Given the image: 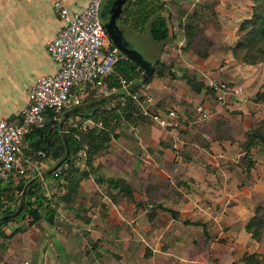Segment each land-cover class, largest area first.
Segmentation results:
<instances>
[{
    "label": "rangeland",
    "instance_id": "374dc122",
    "mask_svg": "<svg viewBox=\"0 0 264 264\" xmlns=\"http://www.w3.org/2000/svg\"><path fill=\"white\" fill-rule=\"evenodd\" d=\"M147 1L156 7L164 5L166 10L157 14L169 17L173 42L161 55L163 76L158 77L155 69L151 82L139 88L156 97L150 89L154 82L159 81L160 86L174 83L170 91L179 92L185 101L179 103L173 95L158 100L160 109L173 110L178 116L176 141L163 140L162 129L152 121L124 112L118 97L101 109L108 112L104 124L110 141L109 149L101 154L103 164L94 173L114 167L122 177L112 179L125 183L131 191L128 195L120 189L102 190L115 205L121 203L127 218L120 227L110 229L112 237L125 236L117 238L121 243L108 242L101 251L110 260L126 264H255L257 260L264 264V236L258 241L247 230L253 219L264 223V141L249 157L244 147L252 130L259 129L264 135V63L246 65L233 56L240 27L252 18L256 4L253 0ZM126 17L124 13L128 26L149 36L148 27ZM189 23L195 25L191 43L183 30ZM134 49L141 51L139 46ZM199 52L208 57L202 58ZM211 83L224 84L226 90H211ZM42 185L40 192L48 195ZM54 193L57 191L49 196ZM183 198L189 202L185 212L178 210ZM59 204L55 207L63 206ZM160 207L178 213V218ZM159 216L160 221L155 222ZM58 217V234L67 238L61 247L53 246L61 261L93 264L90 254L98 243L90 238L80 242L78 229L73 231L63 216ZM6 223L10 234L20 230L15 223L29 224L26 220ZM4 243L0 244V264H8L2 255ZM14 257V264L25 263L21 254Z\"/></svg>",
    "mask_w": 264,
    "mask_h": 264
},
{
    "label": "crops",
    "instance_id": "0c3cea01",
    "mask_svg": "<svg viewBox=\"0 0 264 264\" xmlns=\"http://www.w3.org/2000/svg\"><path fill=\"white\" fill-rule=\"evenodd\" d=\"M55 1L58 0H0V120L13 121L19 119L23 110L28 106V92L31 86L38 78L54 75L59 71L58 65L50 59L47 52L48 43L57 37L63 26L53 9ZM60 1L74 11L80 7L87 6L91 0ZM159 84L160 82L156 81L150 86V89L156 95V97L153 94L150 95L153 100L152 105L156 106L158 100L160 101L164 97L167 98L171 95L175 96L179 103L185 101L182 94L170 91V86L172 87L174 83H168L167 86H165L166 84L161 86ZM95 102L88 101L81 107L89 109L99 104ZM169 111L173 110L161 112L168 113ZM173 123L174 126H178V116ZM157 127L162 129L160 132L163 134V140L176 141L177 134L174 131L176 128H162L158 125ZM154 131H156V128L150 130L151 135L152 133L154 134ZM178 143L175 142L176 146ZM212 148L214 150V147ZM224 148H226V145H224ZM165 151L166 156H169V150ZM148 157L156 161L155 157L151 155ZM103 160L101 158L96 162V168L98 167L99 169V166L103 164ZM111 165V163H108L109 167ZM52 168L51 162H48L42 175ZM112 168L114 169V167ZM113 169H111V172L108 167H105L92 174L90 179L81 183L76 204L71 209L63 205L58 210V214L67 220L73 231L78 229L81 234L80 242H85L86 239L90 238L94 243H98V245L94 246L95 250L90 254V259L94 261L93 264H126L124 260H118V262L114 259L110 260V255L108 254L106 257L101 251V246L108 244V242L116 241V243H121L117 238L122 235L112 237L110 236V229L120 227L127 218L121 203L115 205L106 195L102 194V190L107 188L108 185L97 183L99 178L122 177L121 172L113 171ZM194 170L192 169L193 172ZM110 173L112 174L109 175ZM42 182L45 184L46 192L49 190L55 191V189H51V180L47 181V178H45ZM15 184H17L15 181L0 182L1 201L5 210L9 208L15 210L20 203L17 198L18 192L11 193ZM18 185L22 186L21 184ZM8 193L10 195L15 194L13 200H8L5 197ZM180 203L181 207L178 210L185 212L189 204L187 198H183ZM3 215L0 213V219L4 218ZM58 220L59 217L55 218L54 225H50L44 217L37 224L33 226L28 224L26 227L15 223V228L20 229L17 230L16 234H10L9 229H7L8 224L4 223L6 226L3 227V230L7 235H11L8 239H4L3 236L0 237V244L5 240L2 246L4 248L2 253L6 251L2 254L6 259L5 262L14 264V254L17 253L22 255L24 262L31 264H80L81 262L76 263L73 260L71 262L61 261L60 255L57 254L59 251L53 247L54 245L56 246V243L61 247L67 240V238L60 237L61 235L58 234ZM159 221L160 216L155 222ZM171 224L175 225L177 223L172 221ZM71 234L73 237L76 236L73 232ZM122 237L124 238L125 236ZM86 245L87 243H85ZM16 264H21V261ZM81 264H88V262L83 260Z\"/></svg>",
    "mask_w": 264,
    "mask_h": 264
},
{
    "label": "built area",
    "instance_id": "2783aa9c",
    "mask_svg": "<svg viewBox=\"0 0 264 264\" xmlns=\"http://www.w3.org/2000/svg\"><path fill=\"white\" fill-rule=\"evenodd\" d=\"M103 1L91 0L87 6L74 11L60 0L53 3V9L63 26L57 37L48 43L47 52L50 59L58 65L59 71L54 75L38 78L31 86L28 106L19 119L0 120V182L15 181L25 186L32 179L42 176L46 165L31 162L24 154L27 137L33 130L45 128L49 120L60 122L64 111L81 107L88 101H100L120 92H124V95L132 94L144 117L151 118L162 128L176 127L173 123L177 119L175 111L162 113L154 110L153 100L140 86L128 91L136 81L128 83L121 79V89L109 87L108 81L116 73L117 65L128 58L113 49L101 23L100 9ZM211 85L217 86L219 91L226 90L224 84ZM69 122L73 129L82 132L103 128L102 122L79 116L71 117ZM77 139L81 140V137L78 135ZM86 149L87 146H84L75 159L81 170L86 168ZM52 192L47 191V196Z\"/></svg>",
    "mask_w": 264,
    "mask_h": 264
},
{
    "label": "trees",
    "instance_id": "16d2710c",
    "mask_svg": "<svg viewBox=\"0 0 264 264\" xmlns=\"http://www.w3.org/2000/svg\"><path fill=\"white\" fill-rule=\"evenodd\" d=\"M256 4L254 14L252 18L245 20L240 27V40L237 45L233 48V56L237 61H240L246 65H256L259 63H264V0H253ZM166 10L164 5L157 6L153 3H149L147 0H133L132 4L128 7L125 12L127 16L126 19H133L136 22V25L144 26V28L148 27L149 22L158 15L160 11ZM125 21V20H124ZM126 24V23H125ZM183 26L180 23V27ZM185 30L187 37L190 39V43L192 42V38L195 34V25L189 23L186 25ZM151 36L155 42H164L166 41V46L170 45L173 42V39L169 37V27L165 17H159L155 20L150 28ZM164 51H162L163 53ZM202 58L206 59L208 57L207 53L199 52ZM164 67L163 61H159L156 67V74L158 77H162L163 73H160V68ZM143 71L136 66L131 61H121L116 68V73L114 76L108 81L109 87L116 86L118 88H122L121 79L126 80L128 83H133L138 81L142 76ZM151 79H147L143 84H149ZM211 90L219 91L217 86L210 85ZM196 93H199L200 89L195 88ZM119 102V106L122 107L124 112H131L133 115H138L145 121H152L151 118L144 117L141 109L137 106L132 98V94L120 95L117 98ZM95 103H99L89 109H80L77 113L73 114L71 117H81L84 119H93L95 117H102V120H97L96 122H102V129H92L88 132H82L76 129H73L70 126V118L66 123V133L62 132L61 122L50 121L47 123L45 128L43 129H35L26 139V155L28 160L31 162H37L39 164H45L47 162H51L52 167L56 166L66 155L67 146L70 147L71 154L70 157L65 161V163L51 176L47 178V181L51 180V189H56L57 193L54 195L47 196L40 192L41 187L43 186V182L39 181L34 183L28 188L27 197L23 200V193L29 182L25 186H19L15 184L11 193L18 192V201L20 202L17 206L18 208L15 210H11L10 208L5 210L4 206H2V195L0 193V213L4 214L3 217L12 215L16 213L21 207L22 202L25 203V208L23 213L16 219L12 221L26 220L29 222L30 226L35 225L36 223L42 221L45 217V220L48 224L54 225L56 215L58 214L59 207H55L56 205H60L59 202L63 203L62 205L68 206L70 209L76 204V199L79 194V190L81 187V183L84 180L90 179L91 175L94 174V171L98 169L95 167L96 162L101 159V154L106 152L109 147L107 146V142L110 141V135L107 131V125L105 128L104 121H106V117L104 115L107 114V111H102L101 109L107 102L96 101ZM66 110L60 116V120L63 115L68 112L73 111ZM154 110L163 111L158 107V104L154 107ZM101 112V113H100ZM119 117V115H117ZM153 122V121H152ZM154 123V122H153ZM175 128V127H169ZM81 137V140L77 139V136ZM264 135L259 129L252 130L247 134V140L244 145L246 148V156L249 157L250 151L253 148H256L258 145L263 143ZM84 146H87L86 149V170H81L76 165L75 157L79 154ZM25 150V149H24ZM264 152V147L263 150ZM39 153V155H38ZM42 153L43 155H40ZM38 155V156H37ZM247 157V158H248ZM95 168V170H94ZM58 174V177H56ZM24 181V180H23ZM21 181V183H23ZM97 183L107 184L109 188L112 189H120L123 192H126L128 195H131V191L129 186L125 183H122L119 180L108 178H99ZM64 191V194L60 192ZM10 193V192H9ZM8 193V194H9ZM5 195V197L9 200H13L15 194ZM21 195V197H20ZM60 199H58V198ZM55 201V202H54ZM162 210L168 211L172 214L173 219L178 218V213L166 209L164 207H160ZM7 224V223H6ZM186 225H195L190 223L189 221H185ZM5 224L0 225V237H4V239H8L11 235H7V233L3 230ZM264 223L259 219H253L248 225V232L252 234V237L258 241H261L264 233L263 232ZM17 231L13 232L16 234ZM245 264H250L247 261ZM255 264H260L259 261H255Z\"/></svg>",
    "mask_w": 264,
    "mask_h": 264
},
{
    "label": "water",
    "instance_id": "95a60500",
    "mask_svg": "<svg viewBox=\"0 0 264 264\" xmlns=\"http://www.w3.org/2000/svg\"><path fill=\"white\" fill-rule=\"evenodd\" d=\"M130 1L131 0H119V1H117L114 4V7L111 11V20H110L111 22L105 26V30H106L113 46L115 48H117L118 50H120L122 52V54H124L128 58L129 61L134 63L136 66H138L143 71V74L140 77V79L138 81H136L128 89V91H132V90L138 88L139 86H141L140 83H144L147 79H149L153 75V73H154V71H155V69H156V67H157V65L161 59L162 51H164V49L167 47L166 41L158 43V42H155L151 36L150 28L157 18H159V17H165L166 18L167 23H168V27H169V37L171 38V40L173 39L172 30L170 28L169 17L164 16L162 14H158L149 22L148 29H147V31L149 32V36L147 37V41H154L156 43L155 46H153V47L149 46L147 48H144L143 53L139 52L135 49L131 50V49L122 47L117 42V38L114 36V33L112 31V27L117 28L116 20L122 16V14L126 10V7L128 6V3ZM120 95H124V92L117 93L116 95L109 97V98H106V99H103V100H104V102H107L109 100L117 98ZM82 109H84V108H82ZM79 110L80 109H74L73 111L68 112L64 115L63 120L61 121V124H60L63 133H65V129H66L65 127H66V123H67L68 119L73 114L77 113ZM70 154H71L70 147L67 146V151H66L65 157L56 166H54L46 174L39 176V177H36L35 179H32L24 190V193L22 196L23 200L26 199L28 188L31 185L51 176L54 172H56L65 163V161L70 157ZM24 208H25V203L22 202L21 207L19 208V210L16 213H14L12 215L5 216L4 218L0 219V225L18 218L23 213Z\"/></svg>",
    "mask_w": 264,
    "mask_h": 264
},
{
    "label": "flooded vegetation",
    "instance_id": "af4514ba",
    "mask_svg": "<svg viewBox=\"0 0 264 264\" xmlns=\"http://www.w3.org/2000/svg\"><path fill=\"white\" fill-rule=\"evenodd\" d=\"M119 0H104L101 9H100V20L105 29V26L109 24L111 21V11L114 7V4ZM133 0L128 3L126 10L132 4ZM124 11V13L126 12ZM116 20L117 28L112 27V31L114 36L117 38V42L124 48H128L134 50L135 46H139L143 53L144 48L153 47L156 45L154 41H147V38L144 37L142 34L137 33L133 27L128 26L125 24L123 20V15ZM113 49H117L113 46ZM118 50V49H117ZM120 51V50H118ZM121 52V51H120ZM122 53V52H121Z\"/></svg>",
    "mask_w": 264,
    "mask_h": 264
}]
</instances>
